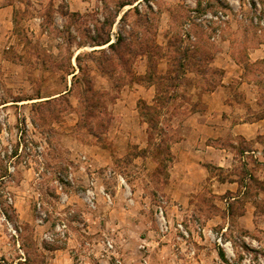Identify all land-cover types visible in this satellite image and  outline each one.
Listing matches in <instances>:
<instances>
[{
	"label": "rangeland",
	"instance_id": "rangeland-1",
	"mask_svg": "<svg viewBox=\"0 0 264 264\" xmlns=\"http://www.w3.org/2000/svg\"><path fill=\"white\" fill-rule=\"evenodd\" d=\"M251 1L260 3L264 16V0ZM4 2L10 8L0 11V115L13 144L20 128L28 131L24 134L31 142L44 143L45 169L38 174L41 164L32 154L25 158L29 162L19 157L23 164L18 159L16 171L8 173L0 158V197L4 201L5 192L13 195L14 203L4 207L18 233L0 220V264H115L104 252L107 239L123 264H219L220 246L201 240L202 229L221 233L225 222L218 215L225 218L227 210L232 216L240 214L247 201L264 217V124L254 140L233 142L230 130L241 118H264V61L251 64L264 59L251 56L264 43V25L253 22L249 0ZM219 9L229 13L224 23L205 24L195 18ZM107 36L110 43L122 40L120 60L109 43L98 45ZM224 40L251 88L246 95L242 80H228L226 102L232 107L222 113L220 106L212 107L204 116L229 118L216 122L225 136L204 143L214 147L209 148L215 156L227 149L229 166L189 153L192 161L185 157L178 165L177 143L188 133L187 120L194 112L204 114L208 104L203 95L224 85V70L214 59ZM236 60L249 67L244 71ZM150 74L170 79L156 85L148 81ZM158 88L161 102L152 128L138 101L153 103ZM79 153L90 156L99 169L114 195L112 204L101 202L96 210H88L74 195L76 186L66 188L72 204L58 202L55 173ZM109 168L126 178L132 202L115 178H107ZM226 179L238 182V199L230 201L231 190L220 188ZM160 196L170 216L191 230L187 243L174 233L159 235L154 208ZM37 199L50 208L45 227L54 225L60 213L68 219V239L55 244L42 239ZM231 222L226 238L236 241L235 236L244 233L255 237ZM260 250L264 253L262 245Z\"/></svg>",
	"mask_w": 264,
	"mask_h": 264
},
{
	"label": "built area",
	"instance_id": "built-area-1",
	"mask_svg": "<svg viewBox=\"0 0 264 264\" xmlns=\"http://www.w3.org/2000/svg\"><path fill=\"white\" fill-rule=\"evenodd\" d=\"M238 2V0H236ZM250 2V0H249ZM254 2V1H253ZM232 3V1H231ZM254 7L255 14L253 16V22L258 25H264V16L261 14L260 3L252 1L250 2ZM254 4V5H253ZM194 12H197L194 10ZM197 21H202L206 24L205 20L213 23H224L229 18L227 10L219 9L216 11H205L202 15L195 17ZM203 23V24H204ZM190 22L186 23V26H190ZM217 29V28H216ZM215 29V30H216ZM219 31V29H217ZM193 37V36H191ZM2 127L0 131V158L6 163V169L8 173L16 171L18 165L17 160L20 159L19 164L29 162L25 158H31V155H35L36 160L41 164L38 174L44 169L45 156H44V143L41 140L31 142L29 140L30 135L24 134L25 128L15 131V144L10 140L11 133L8 131L6 123L2 120ZM29 124L27 123V127ZM26 130V129H25ZM27 131V130H26ZM28 132V131H27ZM22 157V158H19ZM99 169L95 167L93 160L86 153H79L72 157L66 165L59 169L55 175L54 180L55 189L58 195V202L64 206H69L72 193L66 190L67 187H79V191L75 192L82 202V205L88 210H96L101 202L112 204L114 195L110 191L107 184L99 175ZM105 175L107 178L113 177L117 183V187L123 190L126 199L132 202L131 187L126 178L109 168ZM14 203V197L10 192H5L4 201L0 197V220L4 221L9 229L13 231V234L18 235L17 229L13 223L9 220L7 213L5 212L4 205L10 206ZM36 224L44 229L41 232L43 240L49 243H59L68 239L70 228L68 219L63 217L62 213L59 214V218L54 225L45 227L50 215V208L41 200L36 201ZM154 221L159 235L162 238L174 233L178 240L188 242L192 238L191 230L185 225L181 219H174L170 216L167 210V201L163 196H160L155 204L154 208ZM203 238L216 242L223 252L222 257L219 252V264H264V253L260 250L261 244L258 239L252 237L249 234L236 235L235 240L226 238L224 236L223 229L221 233H215L212 229L207 231L203 228ZM104 252L108 257L113 256L115 258V264H123V260L115 253V245L110 240L104 241ZM217 249V250H218ZM238 253L240 255H238ZM104 253L102 255L105 256ZM145 264L146 260L144 261Z\"/></svg>",
	"mask_w": 264,
	"mask_h": 264
},
{
	"label": "crops",
	"instance_id": "crops-1",
	"mask_svg": "<svg viewBox=\"0 0 264 264\" xmlns=\"http://www.w3.org/2000/svg\"><path fill=\"white\" fill-rule=\"evenodd\" d=\"M5 0H0V11L2 10H8L10 8L9 5H5ZM11 5V4H10ZM5 23L11 21V14L4 19ZM0 28H1V19H0ZM3 33L0 32V38L3 37ZM262 46H258L255 48V50L251 53L252 59L256 60L258 58H264V43L260 44ZM215 61L216 66L222 68L224 70V80L223 84L220 87L221 89L213 90L209 94L203 95V100L208 104V110L204 111V114H200V112H194L193 116H191L187 120L188 124V133L186 136L181 139L177 144L180 153L178 154L179 162L178 165H182L185 163L184 158L188 157L187 153H189L192 156H196L197 158H204L208 160L209 162H212L220 167L227 168L230 163L229 158V151L227 149L222 148L220 151H226L224 154L220 153V156H215L214 153H212L211 149L209 147L214 148L210 144H204L205 142H208L210 139H217L220 137H224L225 135L221 134L219 131V127L216 124V122H227L229 121V118L226 119H220L217 120L215 118H205L208 111H211V108L214 107V110H220L221 113L226 110L225 107L229 106L232 107L231 104H227L226 99L228 97V92L226 90V84L228 80H231L235 77H238L240 80H242V90L244 91V94L248 95L250 93V89L247 87V82L243 80V71L240 68L239 65H237L234 62V58L230 53L229 50V44L227 45L226 41L224 40L221 44V48L218 49L216 55H215ZM235 63L238 66V70L235 69V67L232 65V63ZM215 102V103H214ZM198 113V114H197ZM214 117V115H212ZM264 124V118L256 119V120H248L243 121L238 120L237 122H233V125H231L230 130H232V137L231 141H237L238 138L240 139H246V140H254L255 137L258 135V133L261 131L262 125ZM233 139V140H232ZM249 152V151H246ZM254 152V151H253ZM186 154V155H185ZM183 155V157H182ZM186 159V158H185ZM192 161V158L188 157ZM195 160L194 159V163ZM235 184H238L237 181H230L229 179H226L222 182H220V188H224V190H231V197H228L230 201L238 199L239 195H236L237 186L235 187ZM222 190V191H224ZM264 216V215H263ZM220 218V222H225L223 229H227L228 226H232V222L236 223L237 227H242L245 230H248L252 232L255 237L258 239L259 243L264 248V217L262 218L258 212H256V208L254 204L250 201H247L243 205V211L240 214H235V216H232L231 212L227 210V215L225 218H223L221 215H218ZM199 238L202 240L203 237L201 235H198ZM195 252V251H194ZM197 261V258H194ZM147 264H151L149 260H146Z\"/></svg>",
	"mask_w": 264,
	"mask_h": 264
},
{
	"label": "trees",
	"instance_id": "trees-1",
	"mask_svg": "<svg viewBox=\"0 0 264 264\" xmlns=\"http://www.w3.org/2000/svg\"><path fill=\"white\" fill-rule=\"evenodd\" d=\"M125 3H123L124 5ZM100 43H98V45H106L109 43L108 47L111 51H113L116 55H118V57L116 56V59L117 60H120V53L118 52L120 49H121V44H122V40H120V42H116V43H110L111 42V39L109 36L107 37H103L100 41ZM111 57H109L110 59ZM235 59V58H234ZM264 59H262L261 61L259 62H252L251 64H257V63H260V62H263ZM237 63H239L240 65L242 64V67L244 69V71L249 67V65H244L242 62L240 61H237ZM149 77V82L150 83H153V84H161V82H163L165 79H170V77H165L163 75H154L152 76V74L148 75ZM156 78V79H154ZM161 102V92L158 88V91H157V95L155 97V100L153 101V103H147L145 100H139L138 101V107L140 108V113L142 116L146 117L149 125L153 128L155 127L154 125V122L156 120V116L158 114V107H159V103ZM218 252L219 254L224 257V252L221 250V249H218Z\"/></svg>",
	"mask_w": 264,
	"mask_h": 264
}]
</instances>
